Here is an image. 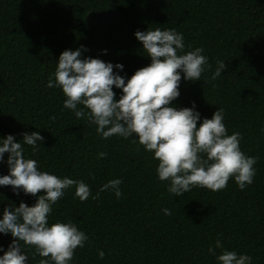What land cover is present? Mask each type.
I'll return each instance as SVG.
<instances>
[{
	"label": "trees",
	"instance_id": "trees-1",
	"mask_svg": "<svg viewBox=\"0 0 264 264\" xmlns=\"http://www.w3.org/2000/svg\"><path fill=\"white\" fill-rule=\"evenodd\" d=\"M156 28L183 35L179 54L204 49L211 68L197 81L181 73L180 96L171 106L194 103L198 127L224 110L228 134L239 132L241 151L258 158L244 190L230 178L221 191L194 187L176 197L170 181L159 180L154 153L131 142L138 137L102 138L87 115L77 119L64 108L61 88L47 87L49 79L55 83L61 53L81 45L87 49L81 59L122 64L113 71L127 82L151 63L135 32ZM217 61L227 67L213 80ZM113 91L119 100L122 89ZM32 132L44 140L37 151L23 145L24 155L39 170L83 180L93 196L109 180H122L119 199L109 190L81 202L72 186L53 205L49 226L70 221L89 237L70 264H218L225 250L264 264V0H0V141L11 134L22 143L23 133ZM8 155L0 176L9 174ZM43 194L17 195L12 186H0V219L9 205L31 207ZM13 239L0 233V257ZM20 243L26 264H39L34 247Z\"/></svg>",
	"mask_w": 264,
	"mask_h": 264
},
{
	"label": "clouds",
	"instance_id": "clouds-1",
	"mask_svg": "<svg viewBox=\"0 0 264 264\" xmlns=\"http://www.w3.org/2000/svg\"><path fill=\"white\" fill-rule=\"evenodd\" d=\"M135 37L151 58V63L138 69L130 78L114 72V67L123 70L122 64L113 65L98 58L81 59L80 48L65 50L59 57L55 70V83L49 79L47 87H59L66 97L64 108L75 112L77 119L87 118L97 126L96 131L107 139L119 136L132 139L146 151L154 153L158 160L156 172L160 181H170L168 191L176 197L188 193L194 187L221 191L234 178L238 187L244 190L253 183L256 174L257 157L246 156L240 148L243 138L239 132L228 134L224 123V110L214 112L211 119L204 118L191 108H176L172 102L180 96L181 73L188 81L200 80L206 68H211L204 49L197 47L186 54L183 35L175 29L136 31ZM106 52V50H105ZM227 65L217 61L212 75L215 80L221 76ZM113 86L122 89L116 100ZM83 106V108L79 106ZM84 109H87L86 113ZM44 137L39 132L23 133V142L7 135L0 143V163L8 153L9 174L0 176V186H12L15 194L39 195L34 206L21 202L18 207L4 208L0 219V233L14 238L8 250L0 257V264H26L28 257L22 252L21 243L34 247L35 253L43 259L39 264H70L75 251L83 248L89 237L72 222H57L49 226L48 217L53 205L63 197L66 189L75 186V196L84 202L91 197L98 200L105 191H113L119 199L122 196L121 179H112L103 184L92 195L90 186L83 180L59 178L38 168L36 160L27 159L23 145L37 151ZM100 153L99 157H106ZM170 215L169 209H164ZM219 239L215 248H221ZM2 250V249H0ZM215 254V249H208ZM103 259L105 253L99 252ZM251 256L235 251H223L217 256L218 264H251Z\"/></svg>",
	"mask_w": 264,
	"mask_h": 264
}]
</instances>
